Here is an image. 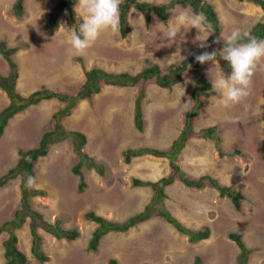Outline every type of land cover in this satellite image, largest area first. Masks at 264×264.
Returning <instances> with one entry per match:
<instances>
[{
	"label": "rangeland",
	"instance_id": "374dc122",
	"mask_svg": "<svg viewBox=\"0 0 264 264\" xmlns=\"http://www.w3.org/2000/svg\"><path fill=\"white\" fill-rule=\"evenodd\" d=\"M63 0H25L24 15H15L16 0H0V42L19 51L14 60L20 70L18 91L29 96L42 87L75 96L86 81V72L97 68L111 74L137 75L146 68L158 66L162 74L180 63L184 57L208 51L194 42L197 30L187 23L178 24L176 16L191 8L178 6L169 20L152 15L146 22L145 13L135 6L127 16L128 32L105 30L84 55L69 51V31L73 26L65 11L57 30L48 25L54 8ZM153 5L171 0H137ZM217 12L221 33L233 28L251 33L258 23L264 22V9L250 0H205ZM79 15L82 10L76 9ZM61 23L65 26L60 27ZM176 27L179 36L167 40V25ZM207 43L210 45V38ZM64 40L61 45L58 42ZM219 42V49L223 47ZM191 53V54H190ZM205 76L212 83L225 73L221 61L203 64ZM0 73L7 75L9 66L0 54ZM197 85L193 70L172 90L162 89L155 79L137 86L120 88L101 83L99 94L80 102L71 116H63L61 123L68 132H80L87 138L83 151L105 168L101 176L95 169L83 166L85 188L80 191V178L73 168L80 161L74 151V137L49 148L46 157L35 163L36 183L29 190L44 192L31 198L32 210L54 224L59 221L64 229H78L80 237L72 242L57 240L39 227L43 237L42 249L50 258L45 264H194L196 257L202 264H238L239 248L229 234H241L252 248L250 264H264V70L253 76L249 97L237 105L225 107L222 94L213 88L207 108L194 121L196 132L217 126L222 138L220 155L216 142L191 139L179 156L186 176L198 182L206 174L223 186L239 191L242 208L236 210L229 199L222 198L215 189L196 190L182 181L166 187L167 198L162 202L176 217L191 229L207 225L209 240L191 243L156 213L146 222L126 233L104 236L96 252L89 251V241L98 225L85 215L94 212L112 222H123L144 211L154 201L160 209L162 202L155 199L150 187H135L134 179L159 181L170 176L167 159L150 155L125 161L128 149L153 148L168 150L185 126L186 115L195 100ZM144 93V128L137 130L135 103ZM7 94L0 88V112L9 105ZM66 104L58 99L43 100L13 117L0 137V177L15 167L20 151L36 148L45 132L52 130V118ZM240 152V153H238ZM204 180L203 182H206ZM22 176L0 188V226L15 218L21 207ZM237 212H236V211ZM39 222L29 216L23 227L16 231L18 246L27 256L28 264H39L31 252V225ZM8 233L0 235V264H6L4 242Z\"/></svg>",
	"mask_w": 264,
	"mask_h": 264
},
{
	"label": "trees",
	"instance_id": "16d2710c",
	"mask_svg": "<svg viewBox=\"0 0 264 264\" xmlns=\"http://www.w3.org/2000/svg\"><path fill=\"white\" fill-rule=\"evenodd\" d=\"M243 1V0H240ZM264 9V0H250ZM24 2L25 0H16L14 10L15 15L22 17L24 15ZM77 0H63L61 1L51 13L48 19V25L57 30L59 28V20L63 12L69 13V20L74 27L81 22L82 16L75 10ZM135 6L139 11L145 13L146 22L149 25L151 23L152 15H156L162 20H169L172 11L178 6L183 8H191L193 13H202L206 20L212 24L215 29V33L210 38L209 52L213 49L219 50V43H215L217 37L221 34V26L217 12L214 10L211 4L205 0H171L169 3L161 5H153L148 2H138L137 0H122L121 12H120V33L123 37L127 36L128 25L127 16L130 8ZM251 34L257 38L264 39V22L258 23L252 29ZM19 51V48H10L5 42H0V53L9 65V73L3 75L0 73V88L7 94L9 98V105L0 112V137L3 136L9 121L25 111L33 105L40 104L43 100L58 99L60 102L66 104V107L60 110L52 118V130L45 132L39 142L38 147L30 149L28 151H20V159L15 167L10 169L8 173L0 177V188L5 187L9 182L22 176V201L21 207L16 211L15 218L10 222H5L0 226V235L8 233L9 237L4 242V257L6 264H28L27 256L20 250L18 246V237L16 231L21 229L26 222L27 217H36L39 222L38 226L35 222L31 225L32 246L31 252L39 264H45L50 260L46 253L42 249L43 237L39 234V227L51 234L57 240L75 241L80 237L78 229H64L59 221L51 224L44 220L42 214L32 210L31 198L37 195L44 196V192L29 190L26 187L27 177L29 175L35 177V163L44 158L49 153V148L57 143H60L70 137H74V151L79 156L80 161L74 166L73 172L80 178V191H83L86 184L84 182L85 177L82 172L83 166L88 169H95L101 176L105 175V168L102 164L97 163L94 159L89 158L83 151L87 138L84 134L78 132H68L64 125L61 123L63 116H70L75 107L84 100L91 99L93 95L99 94L101 90V83L105 85L128 87L137 86L140 82H148L155 79V83L163 89H172L175 85L181 82L187 70H193L195 75V83L197 88L193 93L195 105H193L191 111L186 115L185 126L179 137L173 142L169 150L162 151L153 148H141V149H128L125 152V161L129 163L133 157H142L146 155L166 158L170 162V176L157 182L143 181L140 179H134L133 185L135 187H150L154 190L156 196L155 199L161 202L167 198L165 189L167 186L172 185L175 180L182 181L186 186L193 188H203L206 184L204 180H209L212 187L220 191L222 197H230L237 208H240L244 197L242 194L231 188L222 186L219 182L212 177H206L198 182L189 179L182 167L179 165V156L185 149L187 142L193 137H201L203 139L212 140L216 142L217 150L220 155H223L221 151L222 138L219 135L217 126L201 129L196 132L194 129L195 119L207 108L209 99L214 95L212 83L205 76L203 64L198 63L195 60V55H199L202 52L196 53L192 56L184 58L180 63L172 65L168 69V73L162 74L158 66H152L144 69L137 75H130L128 73L111 74L106 71L93 68L86 72V81L82 85L81 89L75 96H69L58 90L48 89L42 87L30 94L29 96H23L17 88L19 79V67L13 59V55ZM204 52V51H203ZM217 60L222 65V70L225 73L231 72V68L228 63L221 58L217 57ZM191 65V67H189ZM142 92L135 103V126L139 131L143 130V108L142 100L144 98ZM240 153V152H238ZM153 202L147 205L144 211L137 213L123 222H112L105 219L102 216L96 215L94 212L87 213L85 218L88 221L94 222L98 225L97 229L93 232V235L89 241L88 250L96 252L99 248L102 238L109 233H126L130 229L137 225L148 221L155 213L163 218L168 224L172 225L179 233L187 235L189 241L196 243L202 240H206L210 237L209 228H202L198 230H191L184 226L165 205L160 209L153 208ZM230 239L238 244L241 251L238 256V264H249V256L251 250H249L243 243L241 236L232 234ZM109 264H119L116 259L110 260ZM194 264H202V259L198 256L195 259Z\"/></svg>",
	"mask_w": 264,
	"mask_h": 264
},
{
	"label": "clouds",
	"instance_id": "9594fccd",
	"mask_svg": "<svg viewBox=\"0 0 264 264\" xmlns=\"http://www.w3.org/2000/svg\"><path fill=\"white\" fill-rule=\"evenodd\" d=\"M121 3H122V0H77L76 5H75V10L76 9L82 10L83 15H82L81 22L78 25L72 27L71 29H68L69 41H70L69 51L73 52L76 55H84L86 53V51L94 44V42L97 41V39L100 37V35L103 31L110 30L112 33H118L121 29L120 28V12H121L120 6H121ZM176 22L178 24L187 23L188 25H190L191 28H195L197 30L198 34L195 37L194 42H199L198 43L199 48L205 49V48L210 47V45L207 43V40H208V37L210 35L215 33V29L213 28L212 24L206 20V18L203 16L202 13H189L188 10H184L176 16ZM63 26H65V25L63 23H61L60 27H63ZM166 28H167V37H166L167 40H175L179 36V32L177 31L176 27L168 24ZM221 39L224 42L223 47L221 49H219V50L213 49L210 52L204 51L199 55H195V60L200 64H205V63H209V62L212 64H216V63H218L217 57H219L228 63V65L231 68V73L229 72L230 75L225 76L224 74H222L219 78L212 81V87L219 90L222 94L223 105L225 107H228L229 105L240 104L244 100H246L247 97L250 96L251 91H252L253 76L255 75V73L257 72L258 69L264 70V39L257 38L256 36H253L251 33H247V32L242 31L240 28H233L229 34L221 33L220 36L217 37L216 41H214V42L219 43ZM58 43L63 45L64 40H60ZM10 48H14V47H10ZM14 55H13V59H14ZM189 67H191V65H189ZM19 78H20V70H19ZM128 87H132V86H128ZM120 88H124V87H120ZM172 89H168V90H172ZM144 98H145V96H144ZM144 98H143V100H144ZM143 100H142V103H143ZM84 101H86V100H84ZM81 102H83V101H81ZM142 108H143V104H142ZM143 119H144V115H143ZM211 127H213V126H211ZM206 128H208V127H206ZM78 133H80V132H78ZM193 138H195V137H193ZM196 138L203 139L201 137H196ZM205 140H207V139H205ZM173 142H172V144H173ZM172 144H171V146H172ZM162 151H166V150H162ZM142 157H144V156H142ZM163 159H166V158H163ZM178 160H179V158H178ZM169 165H170V162H169ZM179 165H180V163H179ZM182 170H183V168H182ZM170 171H171V168H170ZM206 177H212V176L209 174H206L202 177V179L206 178ZM215 180H217V179H215ZM146 181H148V180H146ZM149 181H151V180H149ZM154 182H157V181H154ZM175 182H176V180H175ZM35 183H36V178L29 175L27 177V181H26L25 186L28 188H32L35 185ZM205 184L206 185L209 184V186H211L209 183V180H207L205 182ZM206 185L203 188H193V187H190V188L196 189V190H202V189H206L205 188ZM220 185H222V184H220ZM169 186H171V185H169ZM224 186L231 188V187L226 186V185H224ZM210 189H213V190L215 189V191H217L219 193V196L222 197L220 195V191H218L216 188L211 186ZM222 198L229 199L236 210H240L242 208V203H243L244 199L242 200L240 208H237L230 197L227 196V197H222ZM176 218L184 226L189 228L188 225L184 224L182 220H180L178 217H176ZM205 227L209 228L210 233H211L210 227L207 225H204L202 228H205ZM202 228H200V229H202ZM189 229H191V228H189ZM191 230H195V229H191ZM232 234L233 233L229 234V236H228L229 239H230V235H232ZM236 235L241 236V234H236ZM185 236H187V235H185ZM210 236H211V234H210ZM209 239H210V237L206 240H209ZM241 239H242L243 243L246 245V247L249 250H251V253H252L253 249L249 248L247 246V244L243 240V236H241ZM188 241H189V238H188ZM202 241H205V240H202ZM231 241H233V240H231ZM234 243L239 248V254H240V251H241L240 247L238 246V244L236 242H234ZM251 253H250L249 258L251 257ZM239 254H238V256H239ZM249 264H250V261H249Z\"/></svg>",
	"mask_w": 264,
	"mask_h": 264
}]
</instances>
